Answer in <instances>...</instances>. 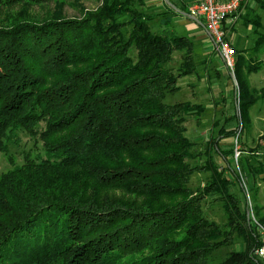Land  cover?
I'll list each match as a JSON object with an SVG mask.
<instances>
[{
    "label": "trees",
    "instance_id": "obj_1",
    "mask_svg": "<svg viewBox=\"0 0 264 264\" xmlns=\"http://www.w3.org/2000/svg\"><path fill=\"white\" fill-rule=\"evenodd\" d=\"M100 1L69 17L78 0H0V152L11 164L0 175V264H264L243 187L235 191L214 160L226 152L211 135L204 164H190L182 118L197 106L164 102L193 71L191 47L177 75L167 63L192 42L153 29L160 14L144 0ZM253 24L256 55L264 32L260 17ZM260 62L237 52L244 97ZM256 99L240 103L242 119ZM20 132L42 152L16 164L9 144ZM197 170L211 176L193 194ZM210 194L222 201L225 228L202 212ZM234 234L243 249L211 261Z\"/></svg>",
    "mask_w": 264,
    "mask_h": 264
},
{
    "label": "rangeland",
    "instance_id": "obj_2",
    "mask_svg": "<svg viewBox=\"0 0 264 264\" xmlns=\"http://www.w3.org/2000/svg\"><path fill=\"white\" fill-rule=\"evenodd\" d=\"M100 5V0H78V9L76 7H67L65 10L66 16L79 17L83 15L81 14L83 9L95 11ZM125 17L124 14H121L122 19H126ZM153 27L155 29V24H153ZM225 29L227 39L231 41L232 33L227 28ZM233 47L237 56L236 45L233 44ZM186 53L187 48L173 52L167 67L174 75L178 74L180 68L184 70V67L182 68L184 63L183 56ZM193 54L194 52H191V56L194 59L193 71L197 70V74H199L202 70L199 61L206 54L202 55L201 51L195 53V55ZM251 54L258 61H261V65L247 75L248 98L241 94L236 68L234 69V74H228L229 77L227 76L226 83L223 82L222 77L215 72L214 68H209L211 72L210 84L215 85L217 80L219 92H206L204 89L205 82L203 83L202 78L196 76L193 79V81H197L195 93L194 90L185 91L184 88L175 92H168L164 102L167 104L189 102L197 106L195 110L185 116L183 115L184 118H182L184 119L182 122L184 134L194 143L192 150L195 156L188 158V161L192 165L200 166L204 164L207 142L212 135L220 149L227 154V160L215 154L214 160L232 178L233 184H235L233 188L235 191H238L239 186L243 187L244 192L242 191L240 196L242 198L246 197V203L244 202L242 207L246 210L247 219L252 221L254 228L264 242V98H259L262 96L264 88V48L256 55L253 52ZM215 56L219 57V55ZM221 59H217L219 66L223 68V71H227L225 63ZM228 71L230 72V70ZM190 77H184L183 80ZM179 82H182L181 78ZM214 93L216 96L213 95ZM249 98L250 100L257 99L250 105L247 115H245L246 120H244L242 119L240 103ZM211 104L213 107H207ZM201 107L202 109L200 110ZM223 126L233 129L232 135L223 136L224 131L220 130ZM16 139L18 140L16 143L10 142L9 144L10 153L13 155L16 164L22 163L27 153L42 152V142L39 139L30 137L24 132H20ZM235 149L240 152L238 156ZM10 167L11 164L8 157L0 152V175ZM210 176L207 171H194L187 186L193 194H196L204 189ZM202 212L209 221L214 222L219 227L225 228L228 223V216L222 201L215 195L210 194L202 200ZM234 236L231 244L223 245L211 253L209 257L211 261H222L232 250L243 249V238L238 234H234Z\"/></svg>",
    "mask_w": 264,
    "mask_h": 264
},
{
    "label": "crops",
    "instance_id": "obj_3",
    "mask_svg": "<svg viewBox=\"0 0 264 264\" xmlns=\"http://www.w3.org/2000/svg\"><path fill=\"white\" fill-rule=\"evenodd\" d=\"M144 1V9L146 11L160 14L151 21V24H155L156 26L155 30L172 34L174 36L186 37L188 41L192 42V45H186L183 48L191 47V52H194L193 55L200 51L202 55L206 54V56L202 57L199 61V63H201L200 65L202 66L201 73L197 74L196 70L178 76L176 82L177 88L172 92L184 88L185 91L194 90L195 93L197 81H193V79L196 76L201 77L202 82H205L204 89L206 92H219L220 89H218L217 80L215 85L210 84L211 72L209 71V68H214L215 72L222 77L224 83H226V78L229 77L228 74L230 75V73L227 68V71H223V68L219 66L217 59L220 60L221 56L218 54L216 49H213L214 47L211 39L204 28V21L200 18H194L189 15V4L192 2V0ZM258 1L259 0H247L238 12L228 16L223 23L224 27L232 33L231 42L236 45L239 54L245 55L248 58L253 56L251 53L254 52L256 47V25L253 24V20L256 16L260 17L262 24L261 32H264V7L261 6V3ZM179 50L180 49L174 50V53L175 51L178 52ZM215 55H219V57ZM185 57L186 55L183 56L184 61L186 59ZM187 76L191 77L183 80V78ZM180 78L182 79L181 83L179 82ZM213 95L216 96L215 93ZM207 107H213V105L211 104Z\"/></svg>",
    "mask_w": 264,
    "mask_h": 264
},
{
    "label": "built area",
    "instance_id": "obj_4",
    "mask_svg": "<svg viewBox=\"0 0 264 264\" xmlns=\"http://www.w3.org/2000/svg\"><path fill=\"white\" fill-rule=\"evenodd\" d=\"M247 0H192L188 13L194 18L204 21V28L211 39L213 47L219 53L229 73L234 74L236 51L230 40L227 39L224 27L225 19L238 12ZM237 156L240 154L235 149ZM256 254L264 259V242L256 250Z\"/></svg>",
    "mask_w": 264,
    "mask_h": 264
}]
</instances>
